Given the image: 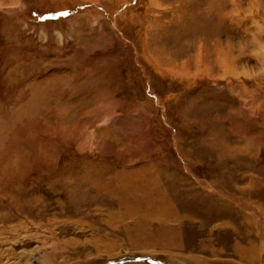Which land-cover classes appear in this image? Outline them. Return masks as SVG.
<instances>
[{"label": "rangeland", "instance_id": "rangeland-1", "mask_svg": "<svg viewBox=\"0 0 264 264\" xmlns=\"http://www.w3.org/2000/svg\"><path fill=\"white\" fill-rule=\"evenodd\" d=\"M112 262L264 264V0H0V264Z\"/></svg>", "mask_w": 264, "mask_h": 264}, {"label": "water", "instance_id": "water-1", "mask_svg": "<svg viewBox=\"0 0 264 264\" xmlns=\"http://www.w3.org/2000/svg\"><path fill=\"white\" fill-rule=\"evenodd\" d=\"M132 260H139V261H142V260H148V259H146V258H135V259H132ZM150 261V260H149ZM152 261V260H151ZM119 262H122V260L121 261H119ZM153 262H157V261H153ZM114 263H117V262H112V264H114ZM107 264H111V263H107Z\"/></svg>", "mask_w": 264, "mask_h": 264}, {"label": "bare ground", "instance_id": "bare-ground-1", "mask_svg": "<svg viewBox=\"0 0 264 264\" xmlns=\"http://www.w3.org/2000/svg\"><path fill=\"white\" fill-rule=\"evenodd\" d=\"M53 112V111H52Z\"/></svg>", "mask_w": 264, "mask_h": 264}]
</instances>
